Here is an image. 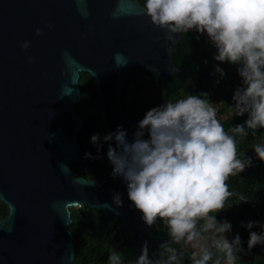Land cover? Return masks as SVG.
<instances>
[{"label": "water", "instance_id": "obj_1", "mask_svg": "<svg viewBox=\"0 0 264 264\" xmlns=\"http://www.w3.org/2000/svg\"><path fill=\"white\" fill-rule=\"evenodd\" d=\"M117 4L122 14L114 17ZM182 38L151 24L138 0H82L80 9L76 0H0V202L8 207L0 264H76L70 210L83 207L121 221L128 239L115 250L129 248L133 264L145 245L160 258L153 249L169 239L154 235L158 219L144 222L121 177L111 169L87 180L63 164L79 161L80 74L97 82L105 134L127 130V77L143 70L164 81L191 72L173 63Z\"/></svg>", "mask_w": 264, "mask_h": 264}, {"label": "clouds", "instance_id": "obj_2", "mask_svg": "<svg viewBox=\"0 0 264 264\" xmlns=\"http://www.w3.org/2000/svg\"><path fill=\"white\" fill-rule=\"evenodd\" d=\"M81 2L76 0L78 9ZM138 2L150 23L166 30L170 39L195 30L215 48L214 60L236 66L241 84L229 107L233 116L246 114L247 118L226 130L217 116V103L203 92L150 108L131 139L119 125L103 136L92 134L91 143L98 153L104 143L115 141V147L108 144L107 148L112 175L125 182L128 199L144 222L152 225L159 218L167 226L170 239L163 242L160 258L152 260L145 245L134 264H182L184 253L177 244L192 247L191 264H242L240 234L230 240L231 222L218 220L215 213L232 195L229 177L252 164L250 156L238 154L237 137L247 138L264 129V0ZM121 14L117 4L113 16ZM36 34L42 35L43 29L37 28ZM20 46L27 49L30 41ZM213 74H218L219 83L226 73L217 64ZM252 150L264 162V141L254 143ZM85 156L92 153L86 151ZM63 167L70 170L66 164ZM113 201L117 206L123 203L120 193ZM258 223L249 221L244 226L252 229ZM258 244H264V225L259 232H249L248 249ZM108 264L125 261L120 252L112 250Z\"/></svg>", "mask_w": 264, "mask_h": 264}, {"label": "trees", "instance_id": "obj_3", "mask_svg": "<svg viewBox=\"0 0 264 264\" xmlns=\"http://www.w3.org/2000/svg\"><path fill=\"white\" fill-rule=\"evenodd\" d=\"M181 35L183 38L177 44L173 63L191 72H174L164 81L143 70H137L135 74L127 77L122 91V108L125 125L131 135L147 110L166 100H175L188 94L207 92L208 98L213 103H217L215 105L218 110L217 116L226 130L230 129L231 125L243 123L247 118L246 114L233 116L229 107L233 103L234 90L241 84L236 66L226 62L221 64L214 60L215 48L204 34L190 30ZM217 64H220L226 73L219 83L216 82L218 74H213ZM79 86L81 98L74 106L76 115L82 119V129L77 133L79 161L70 164L69 168L78 177L87 180L97 179L112 169L107 158L108 143L103 144L99 153L96 146L91 143L93 133L99 132L102 136L105 134L99 113L97 82L84 72L80 74ZM146 88L151 90L150 97L144 94ZM260 141H264V129L257 130V135L250 133L247 138L237 137L238 154L250 156L252 164L242 172L229 177L227 183L232 195L227 198L225 207L215 213L218 220L227 219L231 222L232 231L227 233L230 240L236 233L240 234L243 250L239 255L242 264H264V244H258L250 250L247 247L249 232H259L264 225V162H261L252 150V145ZM86 151L91 152L92 156L86 157ZM70 212L75 263L108 264L109 253L128 239L121 221L93 210L86 211V207L81 211L71 209ZM7 215L8 207L0 202V217L5 218ZM249 221L260 223L248 229L244 225ZM153 232L157 237L170 239L167 226L160 219ZM175 246L184 253L182 264H191L192 247L189 244H184L182 248L180 244ZM153 250L160 255L163 250L162 245L156 246ZM115 251L122 254L125 264H133L131 251L128 248Z\"/></svg>", "mask_w": 264, "mask_h": 264}, {"label": "rangeland", "instance_id": "obj_4", "mask_svg": "<svg viewBox=\"0 0 264 264\" xmlns=\"http://www.w3.org/2000/svg\"><path fill=\"white\" fill-rule=\"evenodd\" d=\"M144 94H145L147 97H150V95H151V90L148 89V88H146Z\"/></svg>", "mask_w": 264, "mask_h": 264}, {"label": "flooded vegetation", "instance_id": "obj_5", "mask_svg": "<svg viewBox=\"0 0 264 264\" xmlns=\"http://www.w3.org/2000/svg\"><path fill=\"white\" fill-rule=\"evenodd\" d=\"M80 211H81V210H80ZM125 243H126V242H125ZM125 243H123V244H125ZM123 244H122V245H123ZM123 248H124V247H123ZM125 248H126V247H125ZM121 249H122V248H121ZM128 249H129V248H128Z\"/></svg>", "mask_w": 264, "mask_h": 264}, {"label": "built area", "instance_id": "obj_6", "mask_svg": "<svg viewBox=\"0 0 264 264\" xmlns=\"http://www.w3.org/2000/svg\"><path fill=\"white\" fill-rule=\"evenodd\" d=\"M159 219V218H158Z\"/></svg>", "mask_w": 264, "mask_h": 264}]
</instances>
